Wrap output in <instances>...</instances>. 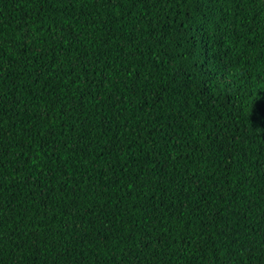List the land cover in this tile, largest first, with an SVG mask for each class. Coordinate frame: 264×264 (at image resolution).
<instances>
[{
	"label": "trees",
	"instance_id": "obj_1",
	"mask_svg": "<svg viewBox=\"0 0 264 264\" xmlns=\"http://www.w3.org/2000/svg\"><path fill=\"white\" fill-rule=\"evenodd\" d=\"M262 101L264 0H0V264H264Z\"/></svg>",
	"mask_w": 264,
	"mask_h": 264
},
{
	"label": "snow or ice",
	"instance_id": "obj_2",
	"mask_svg": "<svg viewBox=\"0 0 264 264\" xmlns=\"http://www.w3.org/2000/svg\"><path fill=\"white\" fill-rule=\"evenodd\" d=\"M260 106H264V101L259 102V103L257 104L256 109H257L258 107H260ZM256 109H255V111H256ZM255 111L252 113V115L255 113Z\"/></svg>",
	"mask_w": 264,
	"mask_h": 264
}]
</instances>
